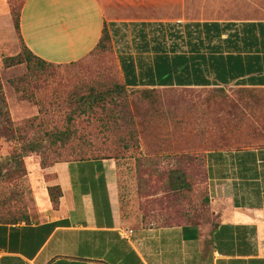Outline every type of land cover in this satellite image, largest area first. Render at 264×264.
Wrapping results in <instances>:
<instances>
[{
  "label": "crops",
  "instance_id": "0c3cea01",
  "mask_svg": "<svg viewBox=\"0 0 264 264\" xmlns=\"http://www.w3.org/2000/svg\"><path fill=\"white\" fill-rule=\"evenodd\" d=\"M170 1L26 0L20 34L57 67L84 59L106 26L129 89H264V21L175 20L165 5L126 4ZM204 156L212 215L190 220L143 217L113 161L57 164L58 209L46 201L38 221L0 224V264H264V145ZM170 185L181 187L176 176Z\"/></svg>",
  "mask_w": 264,
  "mask_h": 264
},
{
  "label": "rangeland",
  "instance_id": "374dc122",
  "mask_svg": "<svg viewBox=\"0 0 264 264\" xmlns=\"http://www.w3.org/2000/svg\"><path fill=\"white\" fill-rule=\"evenodd\" d=\"M22 2L0 0V80L12 122L17 126L33 124V130L28 132L30 139L32 135L67 128V110L61 105L65 95L90 78H102L98 65L103 64L105 72L109 69L112 73L115 52L112 47L104 54H91L72 71L81 73L72 74L61 67L46 68L44 74L22 86L19 83L27 74L26 66L7 68L3 63L5 58L20 52L13 15ZM126 4L139 6L141 12L165 5L169 17L164 18L175 20L264 21V0ZM126 104L137 144L122 149V136L117 131L107 130L99 118L82 116L72 120L74 135L66 149L57 151L59 157L53 152L46 154V166L57 160L74 159L77 149H82L84 158L112 157L111 161L119 165L126 200L139 205L143 217H211L204 152L264 145V89L128 90ZM113 109L120 111L119 107ZM20 147V141L0 139V212L26 216L36 222L45 202L51 206L48 189L54 186L55 174L45 168L38 153L20 157ZM175 176L182 188L170 185Z\"/></svg>",
  "mask_w": 264,
  "mask_h": 264
},
{
  "label": "trees",
  "instance_id": "16d2710c",
  "mask_svg": "<svg viewBox=\"0 0 264 264\" xmlns=\"http://www.w3.org/2000/svg\"><path fill=\"white\" fill-rule=\"evenodd\" d=\"M25 1L26 0H23L19 11L13 15L14 29L17 32L20 42V52L14 57L5 58L3 60V63L7 68L21 65L26 66L27 74L20 79L19 83L22 86H26L30 80L44 74L46 68L61 67L72 73V71H75L77 66L80 65L82 61L90 58L89 56H91V54L99 55L104 54L107 51H112L113 46L111 35L106 26H104L98 43L91 50V52L84 57V59L65 66L57 67L45 62L30 51L20 34L19 20ZM101 65H98V68L99 70L101 69L99 76L102 75V78L93 80L90 78L88 81L82 82L81 85H75L70 91H68V93L65 95V98L61 102L62 107L64 106V108L67 110V128L64 131H54L50 133L44 132L41 134L32 135L30 139H28V132L33 130V124L25 123L21 126H17L14 122H12L0 80V139L20 141V157L24 158L31 153H38L42 158L43 164L46 166V154H48V152L57 153L59 149L67 148L70 138L74 135V132L70 128L72 120L74 121L77 118L86 116L99 118L104 122L105 128L107 130L110 129L117 131V133L122 136L120 140L122 149L128 150L137 144L135 129L131 124L132 121L130 117H128L129 114L125 111L127 106L126 99L128 90L136 89H129L124 83L117 66L116 57L113 61L114 69L112 73L114 74L109 73V69L107 72H105ZM75 73L81 72H74L72 74ZM238 86L239 87L236 86L235 88L244 92L247 91L246 87H241L242 85ZM222 88L223 87H220L219 89ZM113 107H119L120 111L116 113ZM129 122L130 125L127 124ZM47 141L49 142L48 144H46ZM73 151L74 149H72V152ZM76 152L77 156L74 159L64 161L57 160L47 165L45 168H53L57 164L61 163L114 160L112 157L99 158L95 156L94 158H84V152L82 149H77ZM59 154L60 153H57V157H59ZM20 163L22 164L21 160ZM48 196L51 203V208L53 210H57L59 206V199L61 197L60 187L58 185L50 187L48 189ZM19 222H24L26 224L31 223L26 216L13 217L7 212H0V224H17Z\"/></svg>",
  "mask_w": 264,
  "mask_h": 264
}]
</instances>
